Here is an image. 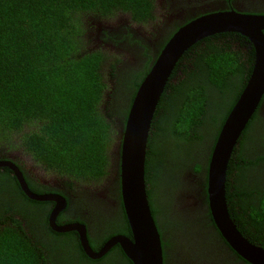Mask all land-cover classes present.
I'll return each mask as SVG.
<instances>
[{
	"label": "flooded vegetation",
	"instance_id": "obj_1",
	"mask_svg": "<svg viewBox=\"0 0 264 264\" xmlns=\"http://www.w3.org/2000/svg\"><path fill=\"white\" fill-rule=\"evenodd\" d=\"M139 5L146 8V11L140 10L138 14H134L131 10L119 9L114 13L83 15L82 38L86 44L84 53H95L99 57L103 55L106 65L102 70L110 83V90L106 89L99 107L113 129L110 133L105 174L96 180L79 182L81 176L64 174L59 177L57 173L40 165L32 156L14 155L9 149L0 152V161L16 164L33 193L56 194L66 201V207L56 217L55 224L84 226L89 246L94 252L101 251L114 237L125 236L132 239L122 200L121 167L116 149L122 142L121 134L126 128L138 89L161 52L182 29L212 14L235 12L264 16V0H140ZM220 50L233 52L234 54L228 53L230 58L239 62L241 71L245 74L250 73V61L254 67L255 49L248 38L232 32L215 34L195 43L184 52L178 68L172 74V85L177 88L182 83L187 91L189 88L193 89L192 84L197 86V82H191L192 78L197 79V59L207 56L206 51L213 54ZM186 68L190 72L182 71ZM247 81L245 78L233 81L231 87L239 86L244 90ZM111 82H115V85ZM119 85L121 87L117 89ZM219 95L214 96L211 114L203 116V122L198 119L192 135L182 139L184 143L175 139L172 142L165 140L162 143L163 151H157L153 155V161L151 158L153 189H148V199L162 238L165 264H249L225 241L216 228L209 208L208 170L211 156L235 106L229 105L230 101L227 104L222 101L225 98L231 100L229 94L224 93L220 97L221 101ZM176 98H168L167 108L158 113L155 123L163 115L165 122L174 119L171 108ZM186 99L185 97L184 100ZM199 122L204 127L199 128ZM250 123V128L263 136L257 146V154L264 157V97ZM156 134V143H160L163 135L158 132ZM234 162L235 170H231L232 162L227 170L226 193L229 208L231 204L236 207L242 204L247 192L242 187L249 189L256 182L260 184L264 181V171L263 174L261 171L260 175H253V172L244 168V160ZM6 169L16 178L9 168H0L4 171ZM22 194L31 201L42 203L35 204L34 209L37 221L36 246L43 256L41 263L45 264L46 260L47 264H106V260L119 263L123 258H128L117 244L100 259H92L83 248L78 231L60 233L52 227L50 220L56 203L38 202L30 199L23 191ZM26 210L23 209L30 214ZM2 217L11 216L0 213V229L3 228L1 225L4 226ZM14 217L20 219L19 214H14ZM29 221L28 219V223ZM31 236L28 234L29 238L33 237Z\"/></svg>",
	"mask_w": 264,
	"mask_h": 264
},
{
	"label": "trees",
	"instance_id": "obj_2",
	"mask_svg": "<svg viewBox=\"0 0 264 264\" xmlns=\"http://www.w3.org/2000/svg\"><path fill=\"white\" fill-rule=\"evenodd\" d=\"M139 1L0 0V152L25 149L48 171L59 177L81 176L79 182L96 180L105 174L113 129L99 107L110 83L102 70L106 65L103 55L84 53L83 15L119 9L138 14L140 10L146 11ZM223 51H206L207 56L197 59L199 74L191 80L197 82V86L192 84L193 89L187 91L182 83L179 88L171 81L168 83L155 118L167 108L169 97H177L171 108L175 117L165 122L163 115L156 123L154 118L146 162L148 189H153L151 158L153 161V155L163 151L165 140L184 143L194 132L196 122H203V116L211 114L218 93L219 99L224 93L232 97L222 100L226 104L230 101L229 105H235L239 99L242 87L231 86L233 81L249 79L252 61L247 75L228 54L234 53ZM182 71L190 72L187 68ZM250 126L251 123L235 148L230 167L235 170L234 161L244 160L247 171L260 175L264 171V157L258 156L257 146L263 136H258ZM201 127L204 125L199 122ZM157 132L163 135L160 143H156ZM243 188L247 191L244 200L239 207L231 204V216L252 243L264 248V181ZM35 204L42 203L25 198L9 170H0V213L11 216L1 219L4 226L0 229V264H43L36 246ZM14 214H19L20 219ZM106 261L132 264L128 258L119 263ZM44 263L47 264L46 260Z\"/></svg>",
	"mask_w": 264,
	"mask_h": 264
},
{
	"label": "water",
	"instance_id": "obj_3",
	"mask_svg": "<svg viewBox=\"0 0 264 264\" xmlns=\"http://www.w3.org/2000/svg\"><path fill=\"white\" fill-rule=\"evenodd\" d=\"M238 33L250 40L255 49L252 74L229 114L215 144L208 170V201L216 228L225 241L249 264H264V248L252 243L239 230L231 216L227 200V170L235 148L258 110L264 97V16L235 12L212 14L182 29L161 52L143 80L131 106L122 142L116 149L121 167V191L132 239L112 238L99 252L88 243L86 229L79 224L57 226L58 214L66 201L56 194H36L28 187L19 167L0 161V168L12 170L22 191L38 202H53L51 225L60 233L78 231L83 248L92 259H100L119 244L133 264H165L159 228L153 217L146 180L148 142L161 97L171 80L180 58L195 43L221 33Z\"/></svg>",
	"mask_w": 264,
	"mask_h": 264
},
{
	"label": "rangeland",
	"instance_id": "obj_4",
	"mask_svg": "<svg viewBox=\"0 0 264 264\" xmlns=\"http://www.w3.org/2000/svg\"><path fill=\"white\" fill-rule=\"evenodd\" d=\"M111 84L115 85V82H111ZM256 133H257L258 136L261 135V133L258 132V131H256ZM12 152H13L14 155H19V156H23V157H24V156H28V155L26 154L25 149H21V150H13Z\"/></svg>",
	"mask_w": 264,
	"mask_h": 264
}]
</instances>
